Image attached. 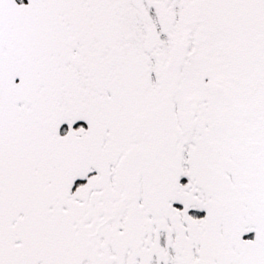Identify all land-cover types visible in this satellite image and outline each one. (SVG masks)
Instances as JSON below:
<instances>
[{"label":"snow or ice","instance_id":"1","mask_svg":"<svg viewBox=\"0 0 264 264\" xmlns=\"http://www.w3.org/2000/svg\"><path fill=\"white\" fill-rule=\"evenodd\" d=\"M0 264H264V0H0Z\"/></svg>","mask_w":264,"mask_h":264}]
</instances>
